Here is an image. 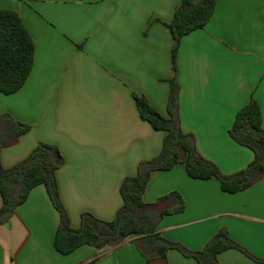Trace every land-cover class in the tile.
<instances>
[{
  "label": "crops",
  "instance_id": "obj_1",
  "mask_svg": "<svg viewBox=\"0 0 264 264\" xmlns=\"http://www.w3.org/2000/svg\"><path fill=\"white\" fill-rule=\"evenodd\" d=\"M203 28L183 36L178 49L179 117L200 154L224 174L253 159L229 130L254 98L264 127V0H215ZM179 0H0L17 12L34 41L32 70L16 92H0V114L31 126L0 151L9 168L40 142L56 145L60 199L73 228L90 212L111 220L123 203L120 186L142 160L156 156L165 131L139 115L133 93L167 115L173 37L168 24ZM177 191L184 210L165 215L158 231L201 250L219 229L264 259V174L252 186L225 192L215 178L194 179L183 164L150 175L143 200ZM2 198L0 195V207ZM59 214L46 188L34 187L5 224L0 264H146L127 238L117 246L83 245L69 254L54 247ZM153 264H198L176 249ZM218 264H262L231 248Z\"/></svg>",
  "mask_w": 264,
  "mask_h": 264
},
{
  "label": "trees",
  "instance_id": "obj_2",
  "mask_svg": "<svg viewBox=\"0 0 264 264\" xmlns=\"http://www.w3.org/2000/svg\"><path fill=\"white\" fill-rule=\"evenodd\" d=\"M215 4V0H179L168 24L173 37L171 62L175 73L169 81L167 115L158 112L144 96L133 93L140 117L155 129L165 131V136L160 152L151 159L142 160L136 174L123 179L120 186L123 203L114 218L103 220L90 212H83L80 226H71L56 179V171L64 164V158L56 145L40 142L24 159L9 168H4L0 161L1 224L7 223L16 207L26 201L30 191L42 184L59 214L53 243L61 254H69L83 245L95 248L117 246L131 238L146 259V264H153L155 260L165 262L170 249L193 258L198 264H218V254L231 248L264 264V259L255 257L233 240L225 228L219 229L201 250H190L163 237L158 231L162 218L185 208V201L177 191L163 195L152 203L143 200L151 173L169 170L178 164H183L187 174L194 179L217 178L221 189L229 193L247 189L263 177L264 127L261 107L256 99L251 98L237 111L229 130L236 143L253 152L251 162L232 174L222 173L215 163L204 158L198 151L193 134L185 132L181 126L178 49L183 36L206 25ZM34 53V41L19 14L0 9V92L10 94L24 85L34 64ZM30 128V125L16 120L9 113L0 114V151L15 144Z\"/></svg>",
  "mask_w": 264,
  "mask_h": 264
}]
</instances>
